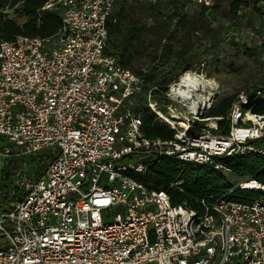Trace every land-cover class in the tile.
I'll use <instances>...</instances> for the list:
<instances>
[{"label":"built area","instance_id":"built-area-1","mask_svg":"<svg viewBox=\"0 0 264 264\" xmlns=\"http://www.w3.org/2000/svg\"><path fill=\"white\" fill-rule=\"evenodd\" d=\"M117 1L47 0L39 14L61 17L55 36L0 43V264H264V196L200 215L128 176L163 158L222 171L217 158L264 157L249 143L264 138V115L244 112L242 93L229 136L213 133L220 118L199 128L213 101L200 87L178 92L198 80L191 71L156 98L107 52ZM139 107L173 138H147ZM239 188L264 193L256 181Z\"/></svg>","mask_w":264,"mask_h":264},{"label":"trees","instance_id":"trees-1","mask_svg":"<svg viewBox=\"0 0 264 264\" xmlns=\"http://www.w3.org/2000/svg\"><path fill=\"white\" fill-rule=\"evenodd\" d=\"M47 0H0V43L14 41L17 37L49 38L62 28L61 17L54 12L39 14ZM193 3V0H118L108 22L107 52L114 55L124 68L142 78L146 86H157L154 96L164 97L169 85L186 72L201 66L206 57L220 52L224 46L232 48L235 57L259 59L264 57V44L248 46L235 37L227 39L245 18H256L264 24V0H213V5L199 6V11L189 15L171 10L175 4ZM18 7L17 13L24 21L19 23L8 17V10ZM176 8V6H175ZM241 11H246L244 15ZM221 18L222 22L216 21ZM217 60H215L216 62ZM171 66L168 70L165 67ZM264 84V82H263ZM264 86L248 94L249 103L244 112L264 115ZM239 94L219 97L203 116L220 118L214 134L229 136L232 123L229 113ZM143 119V130L149 139L171 140L174 130L162 123L148 108L136 109ZM251 125V123H249ZM204 124L198 123L199 128ZM264 146V138L249 142ZM222 171L211 167H196L182 161L163 158L148 164L143 174L128 172V176L149 190L164 191L174 206L184 205L200 215L206 213L221 199L251 203L264 196L262 191L241 189L239 184L256 181L264 185V157L245 153L233 157L217 158ZM6 169L2 171L5 175ZM225 171L244 181L233 184ZM233 189L235 191L228 195Z\"/></svg>","mask_w":264,"mask_h":264},{"label":"rangeland","instance_id":"rangeland-1","mask_svg":"<svg viewBox=\"0 0 264 264\" xmlns=\"http://www.w3.org/2000/svg\"><path fill=\"white\" fill-rule=\"evenodd\" d=\"M175 6L173 5L171 10H177L179 13L192 15L199 11V6L194 3L186 2L183 5L178 3ZM17 10L18 7L8 10V17L21 23L24 19L19 17ZM245 13L246 11H241L240 14L244 15ZM216 21L222 22L219 17L216 18ZM232 37H235L241 44L261 46L264 44V24L263 22L259 23L256 18L252 21H248V18H245L227 39L229 38L230 40ZM215 60L217 61L215 62ZM165 68L169 70L171 66H166ZM192 73L208 85L206 89L200 91V100L202 98L207 100L211 98V101L215 102L219 97L223 96L242 93L248 95L252 93L254 88L264 86V57L259 59L237 58L232 48L226 45L220 49L219 53L206 57L205 62L201 66L195 67ZM201 121L204 125L214 124L213 120L204 119L203 117ZM249 123L250 121H247L246 125ZM239 124L241 125L242 121ZM3 163L4 159L0 157V172ZM225 176L235 185L244 181V179L231 175L226 171Z\"/></svg>","mask_w":264,"mask_h":264},{"label":"bare ground","instance_id":"bare-ground-1","mask_svg":"<svg viewBox=\"0 0 264 264\" xmlns=\"http://www.w3.org/2000/svg\"><path fill=\"white\" fill-rule=\"evenodd\" d=\"M195 88H199L201 90L206 89L208 85L204 83L202 80H194L192 77L184 80L182 87L179 88L178 92L183 96H188L189 92ZM211 88V87H210ZM212 89V88H211ZM206 91V90H205ZM207 101L206 98H202L201 102ZM239 136V135H238Z\"/></svg>","mask_w":264,"mask_h":264}]
</instances>
